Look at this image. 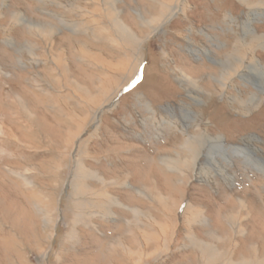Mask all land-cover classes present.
<instances>
[{
  "label": "rangeland",
  "instance_id": "374dc122",
  "mask_svg": "<svg viewBox=\"0 0 264 264\" xmlns=\"http://www.w3.org/2000/svg\"><path fill=\"white\" fill-rule=\"evenodd\" d=\"M175 2L0 0V264H264V0Z\"/></svg>",
  "mask_w": 264,
  "mask_h": 264
},
{
  "label": "bare ground",
  "instance_id": "6f19581e",
  "mask_svg": "<svg viewBox=\"0 0 264 264\" xmlns=\"http://www.w3.org/2000/svg\"><path fill=\"white\" fill-rule=\"evenodd\" d=\"M48 1V0H47ZM92 2H94L95 3V5L97 6V8L96 9H99V8H104V6H107L108 7V9H110L113 13L114 12H116V11H118V5H116V3L118 4V2H119V0H91ZM180 1L181 0H176V2H175V6H179V3H180ZM182 1H184V0H182ZM107 3H109V5H107ZM158 4V3H157ZM161 7H162V9H163V12H164V10H165V4L164 3H161ZM168 6V5H167ZM77 8L79 9V11L81 10V11H84L86 14H89V15H93V11H89V10H87V9H85V8H81V7H78V5H77ZM95 9V10H96ZM100 11V10H99ZM105 11H108V10H105ZM111 11H109V12H111ZM167 11V10H166ZM83 12V13H84ZM74 13V12H73ZM97 13V12H96ZM98 14H99V12H98ZM117 14V13H116ZM72 15V14H71ZM88 15V16H89ZM111 16V15H110ZM114 16V15H113ZM63 17V16H62ZM90 17V16H89ZM141 17V16H140ZM82 18V17H81ZM142 18V17H141ZM160 18V17H159ZM162 18H164V17H162ZM158 19V18H155V19H153V20H150V21H147V22H145L147 25H149V26H152V25H154V24H162V23H159L161 20L163 21L164 19ZM1 20V19H0ZM14 20H15V22H19V21H24V19H22V17L20 18V20H17V17H15L14 18ZM63 21H65V22H63V24L65 25V26H68L69 28L70 27H73V26H71V25H73V23H71V22H69L68 20H66V19H62ZM92 21H94L93 19H91ZM112 21V20H111ZM87 22V21H86ZM94 22H96V21H94ZM99 22V21H98ZM114 24L116 25V26H120V27H123V28H126V30H129V29H127V27H126V25H125V23H123L121 20H120V18H117V19H114ZM14 23V22H13ZM61 23V22H60ZM69 23V24H68ZM45 24H48V25H43V24H39V23H30V28H32V29H34L35 30V28H37L39 31H43V32H47L48 31V34H47V36H53V35H55L58 31H59V29L55 26V25H53V24H51V23H45ZM98 24V23H97ZM112 25H113V23H112ZM64 26V27H65ZM76 26H78V25H76ZM75 28V27H74ZM153 28V27H152ZM156 28V27H155ZM83 30V29H82ZM77 31V30H76ZM38 33V32H37ZM60 33V32H59ZM42 35V34H41ZM46 35V34H45ZM44 35V36H45ZM68 38V37H67ZM40 39V38H39ZM43 39H45V38H43ZM49 40V39H48ZM60 40H65V41H67V39H66V36L65 37H61L60 39H59V41ZM78 40H80V39H78ZM59 41L58 42H56V39H55V41L54 42H56L57 44L55 45V46H57L58 44H59ZM52 43V42H51ZM49 44V43H48ZM47 44V45H48ZM29 46L31 47L32 46V44H30L29 43ZM55 46L52 48L53 50L51 51L52 53L55 51ZM80 49V48H79ZM50 51V50H49ZM79 51V50H78ZM47 53V52H46ZM55 53H57V52H55ZM43 54H45V53H43ZM81 54V53H80ZM60 55V54H59ZM52 56V58H54L57 62H58V65H60L61 66V64H63V63H59V59L56 57V55H51ZM84 57V56H83ZM89 57V56H88ZM92 58V57H91ZM135 58H137V57H135ZM94 59V58H93ZM83 60V59H82ZM91 60V59H90ZM138 60V59H137ZM50 61H53V60H51L50 59ZM134 62V61H133ZM53 63H54V61H53ZM136 64V63H135ZM66 65V64H65ZM125 65V64H124ZM66 66H68V65H66ZM133 66L135 67V65L133 64ZM2 67V66H1ZM58 68V67H57ZM60 68V67H59ZM62 69V68H61ZM65 70V69H64ZM134 73V72H133ZM62 74H63V72H62ZM184 75V77H183V82L184 83H186V84H190V86H192L193 88H197V82H196V80H192L191 78H189L188 76H186L185 74H183ZM230 76V75H229ZM233 76V75H232ZM255 76V75H254ZM235 77V76H234ZM64 79H65V77H64ZM67 79V78H66ZM66 79H65V81H66ZM224 81L223 82H221V89H222V93L224 92V94H225V92H226V85H225V80H226V76H225V78L223 79ZM229 80V82H230V80H231V78L230 79H228ZM228 80H227V82H228ZM255 80V79H254ZM58 81V80H57ZM104 81V80H103ZM105 82V81H104ZM253 82V81H252ZM63 83V82H62ZM260 85V84H259ZM258 85V86H259ZM68 86V85H67ZM106 87V86H105ZM104 88V87H103ZM116 88V87H115ZM256 88H258V87H256ZM101 90H102V88H101ZM104 92V91H103ZM217 92H219V87H215L214 88V90H212V91H209V93L208 94H215V93H217ZM101 94V93H100ZM111 93H109V95H110ZM230 94V93H229ZM103 95V94H102ZM107 95V94H106ZM104 96V95H103ZM97 97V96H96ZM85 97H83V99H84ZM232 98H233V96H232ZM90 99V98H89ZM97 99V98H96ZM99 99H101L102 100V98H100L99 97ZM82 100V99H81ZM85 100V99H84ZM83 100V101H84ZM109 100V99H108ZM100 101V100H99ZM98 101V102H99ZM88 102V101H87ZM241 102V101H240ZM20 103V102H19ZM64 103V102H63ZM62 103V104H63ZM85 103V102H84ZM89 103V102H88ZM233 103H238V102H233ZM61 104V103H60ZM64 104H66V103H64ZM93 105V104H92ZM66 106V105H65ZM89 106H90V104H89ZM22 107V106H21ZM88 107V106H87ZM24 110V109H23ZM82 122H85V120L83 119L82 120ZM84 124V123H83ZM80 125V124H79ZM82 127V126H81ZM79 133V132H78ZM71 137H74V136H71ZM70 138V137H69ZM191 138V137H190ZM258 138V137H257ZM186 139V138H185ZM259 139V138H258ZM72 141V140H71ZM74 145V144H73ZM240 147H236V149H239ZM178 163H180V162H178ZM188 163V162H187ZM78 168V167H77ZM86 168V167H85ZM84 167L82 168L81 166H80V169L82 170V169H84V170H82V171H85L86 169H85ZM79 173V172H78ZM82 173V172H81ZM80 173V174H81ZM112 200V199H111ZM246 204L247 203H244V202H240V208L243 210H247V206H246ZM110 214H111V212H110ZM196 215V214H195ZM197 216V215H196ZM238 218V217H237ZM237 220V219H236ZM139 231V230H138ZM244 230H242V231H240L241 233L243 232ZM240 233V234H241ZM242 235V234H241ZM196 242V241H195Z\"/></svg>",
  "mask_w": 264,
  "mask_h": 264
}]
</instances>
